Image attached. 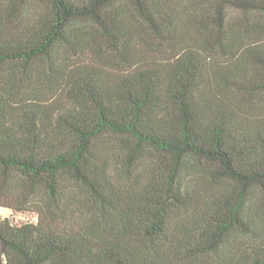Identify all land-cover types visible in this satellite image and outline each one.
<instances>
[{
	"label": "trees",
	"instance_id": "trees-1",
	"mask_svg": "<svg viewBox=\"0 0 264 264\" xmlns=\"http://www.w3.org/2000/svg\"><path fill=\"white\" fill-rule=\"evenodd\" d=\"M0 264H264V0H0Z\"/></svg>",
	"mask_w": 264,
	"mask_h": 264
},
{
	"label": "rangeland",
	"instance_id": "rangeland-1",
	"mask_svg": "<svg viewBox=\"0 0 264 264\" xmlns=\"http://www.w3.org/2000/svg\"><path fill=\"white\" fill-rule=\"evenodd\" d=\"M12 218L17 223L36 221V216L32 213H14L12 210L0 208V219Z\"/></svg>",
	"mask_w": 264,
	"mask_h": 264
}]
</instances>
